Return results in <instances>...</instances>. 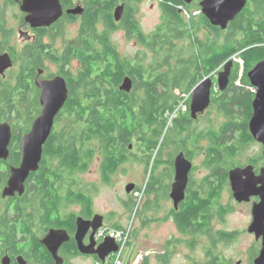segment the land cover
<instances>
[{"label":"flooded vegetation","instance_id":"1","mask_svg":"<svg viewBox=\"0 0 264 264\" xmlns=\"http://www.w3.org/2000/svg\"><path fill=\"white\" fill-rule=\"evenodd\" d=\"M24 1L0 0V56L8 54L14 64L5 76L0 74V89L7 86L13 70L20 69L26 63H32L36 66V73L31 93L38 105L34 109L33 119L28 115V108L13 110V117H8V120L0 116V122L8 123L12 131L8 148L9 156L0 160V264H88L89 259L95 260L94 264H107L95 253L102 244L97 240V233L101 228L95 232L94 227H91L81 243L78 240L79 218L93 221L97 215H100L104 217L103 226H106L107 218L96 213L94 206L90 211L84 204L71 202L68 198L71 190L83 189L89 194L86 187H82L78 181V177L87 174L88 171L72 173L61 165L60 159L46 154L47 147L54 142L62 144L71 137L70 124H67L68 118H66L67 104L55 119L52 133L44 145L43 159L39 167V170H42L49 163L48 174L55 176V172L59 171L64 178L55 181V178L46 177L45 181H37L32 175L40 172L38 170L31 173L26 180L22 194L16 192L12 197L4 196L12 169L19 168L23 161L21 143L32 131L35 120L43 112L42 89L38 86L37 79L53 81L57 77L64 78L69 90V98L74 90L77 96H85L87 92L83 87H78L79 78L86 72L83 64L79 58L72 59L69 54L75 53L83 44L81 35L87 25L88 0H59L63 15L51 26L38 28H33L26 22L28 14L22 9ZM120 5L124 3L120 2L118 6ZM12 8L19 10L17 18L20 24L17 28L8 26V13ZM124 11L125 8L122 11V18ZM122 18L116 23L120 24ZM70 25H78L77 41L58 48V40L65 36ZM100 25H103L99 26L100 31L110 35L113 46L122 59L127 57L122 56L113 39V35L121 31L128 39L136 40L141 49L151 51L149 46L144 45L143 41L135 36L136 34L131 35L124 28L106 27L104 23ZM207 31L211 38H214V33ZM8 33L10 37H7ZM16 36L20 40H16ZM41 45H45L43 55L40 53ZM30 46L36 49L29 53L30 58L27 59V49ZM186 49H188L187 45L183 44L182 50L177 54V57H181L179 59H162L154 62L160 64V67L153 66V68H148L146 61V69L143 68L145 74L142 81L152 84L153 75L167 80V86L161 85L159 90L171 97L173 101L170 109H173L172 113L177 114L172 126L168 129L166 127L159 159L157 163H153L156 177L158 162L164 155L163 167L167 178L163 180L156 178L159 182L157 186L169 196V200L171 199L172 213L182 210L185 206L188 208L191 202L188 200L189 197H194L199 202V209L201 210L202 205L204 210L202 217L194 220L187 230H179L181 233V239L177 241L179 244L189 249H195L200 244L204 245L203 251L193 252L191 257L186 256V260H193L187 264H203L204 260H206L205 264H256L263 238L251 233L250 227L254 221V208L260 202V198L251 196L248 202H238L234 197L230 173L236 169H249L252 175L258 178L264 169V144L256 141L250 130V122L255 112L254 101L259 88L253 84L249 76L264 58L253 66L248 61H239L235 57L217 64L215 60L198 59L197 44L193 50L189 49L186 52ZM35 57H38L39 62ZM129 60L133 64L138 62L135 58ZM149 61H152V57ZM74 62L78 63V69H74ZM39 63L41 64L38 65ZM199 89L204 90V94ZM136 90L133 84L132 91L128 94L136 93ZM143 90L144 88L138 93H143ZM196 92L199 95L197 103H195ZM202 94L203 101L200 102ZM140 96L143 95H138ZM0 112L7 113L8 110H0ZM16 112L22 113L21 116H16ZM181 154L191 163L192 169L188 176L186 198L176 208L171 194L176 182V162ZM150 182L154 183L151 174ZM44 183L48 184L46 189ZM31 185L34 196L29 190ZM260 185L258 184V187ZM45 191L49 192L48 196H44ZM47 203L51 204L47 206ZM51 207L59 208L51 211ZM238 214L246 216L243 225L234 221ZM173 219L176 222L174 217ZM217 226H224L225 229ZM53 231L56 232V237L52 245L54 247L59 245L56 250L57 258L44 244L47 236ZM241 239L251 243L243 251L247 261L236 260L218 251L219 245H234ZM190 244L192 246H189ZM80 248L90 249L94 254H84ZM171 254L170 250L164 253L159 264H172ZM109 258L110 256L106 261Z\"/></svg>","mask_w":264,"mask_h":264},{"label":"trees","instance_id":"2","mask_svg":"<svg viewBox=\"0 0 264 264\" xmlns=\"http://www.w3.org/2000/svg\"><path fill=\"white\" fill-rule=\"evenodd\" d=\"M142 1L144 0H88L87 25L81 35L83 44L75 53L69 54L72 59L79 58L83 64L86 72L79 78L78 87H83L87 92L85 96H77L74 90L67 102L66 118L71 132L69 140L62 144L54 142L46 150V154L60 159L61 165L72 173L90 170L96 156H101L102 179L106 184H110L111 177L120 168L132 161L134 154L130 146L134 141L145 154L150 153L148 158L150 170L153 150L161 146L165 139L168 116L172 115L173 109H170V106L173 100L159 90L161 85L167 86L165 78L153 75L152 84L141 80L145 74L144 66L133 64L129 58L122 59L113 46L110 35L100 31V23L103 22L106 27L124 28L131 35L136 34L135 36L155 54L154 62L159 59L175 58L178 52L174 55L170 52H175L176 40L185 39L189 41L191 47L195 44L199 46L200 60H215L219 64L237 57L253 66L264 58V0H248L247 8L226 31L210 24L201 13L199 1L187 5L181 0H159L163 12L162 23L150 35L143 32L137 19L138 4ZM120 2L124 3L125 11L121 23L117 24L115 9ZM200 26L213 32L214 38L200 40L196 32ZM7 37H10L9 33ZM35 49L33 46L28 47L27 59L30 58L29 53ZM40 49L43 55L45 45H41ZM188 51L189 49H186V52ZM35 58L39 62L38 57ZM35 71L36 66L32 63H26L17 71H12L7 86L0 89V110H8L7 113L0 112L1 118L8 120V117H13V110L17 108H28V115H31L32 119L35 117L34 109L38 105L31 93ZM127 77L136 86V93L128 94L120 90V85ZM143 88V93H138ZM21 114L16 112V116ZM48 165L49 163L32 177L37 181H45L46 177L55 178V181L64 178L59 171L55 172V176L48 174L50 171ZM151 179L154 183L146 189L147 195L162 190L157 188L159 182L154 176L153 168ZM47 186L48 184L44 183L45 189ZM29 190L34 196L33 185ZM70 194L68 198L71 202L82 203L90 211L93 209L94 199L83 189L71 190ZM48 195L49 192L45 191L44 196ZM188 200H191L188 208L185 206L182 210L172 213L182 231L187 230L194 220L204 214L202 205L200 210L199 202L194 197H189ZM51 203H47V206ZM155 204L156 201L149 202L146 206L149 209L146 211L155 208ZM58 208L51 207V211ZM144 264H149L148 259Z\"/></svg>","mask_w":264,"mask_h":264},{"label":"rangeland","instance_id":"3","mask_svg":"<svg viewBox=\"0 0 264 264\" xmlns=\"http://www.w3.org/2000/svg\"><path fill=\"white\" fill-rule=\"evenodd\" d=\"M138 7L139 14L137 15V19L143 32L150 35L162 23L163 12L160 2L159 0H144L138 4ZM17 16L19 17V10L14 8L9 10V27L17 28L19 26L20 21ZM196 32L197 37L199 36L200 40L211 38L207 29L202 26H200L199 31L196 30ZM77 38L78 25H70L67 28L65 36L58 40L57 47L63 48L66 44L77 41ZM113 39L122 56L131 59L135 58L138 61L136 64L141 63V65L144 66L143 68H145V63L147 62L148 68H153V66L160 67V64H154L153 56L155 57V54H153L152 51L149 52L141 49L136 43V40L128 39L124 32L121 31L116 33L113 35ZM16 40L20 39L16 36ZM196 41L198 42V38ZM183 44H186L187 48L191 50L194 49V46L196 45H192L191 47L187 39L176 40L174 45L175 52H167L173 53V55L177 52L179 53L182 50ZM165 56L167 57L166 53ZM150 57H152L153 62L149 61ZM176 57L173 59L181 58ZM161 60L162 59H159V61ZM73 66L74 69L79 68L77 62H74ZM17 70L18 69H16V71ZM8 77H10V74ZM176 115L177 114L172 113L171 116H168L167 129L172 126V123L176 119ZM160 149L161 146H158L153 150L154 153L150 160V165L152 167L150 166V170H148V158L150 153L147 152V154H145L140 149L138 143L134 141L130 146V150L134 154L132 156V161L125 164L111 177L110 184L104 183L102 179L101 156H96L95 162L90 170H88L87 174L78 177L79 184L82 185V187H86V191L94 199L95 212L102 214L107 218L106 226H132L130 246H136L138 251L134 254L130 264H144L146 259L149 260L150 264H159L164 257V253L169 252V250L172 253L170 259L172 264H187L193 261L186 260L187 255L188 257H191V253H197V251L204 250V245L202 244L197 245L195 249H189L185 245H181L177 242L181 239V233L179 232L180 229H178L179 227L177 228L178 225L174 222L172 216L171 211L173 210V206L170 202L171 199L169 200V196L165 194L164 191L161 190L159 193L151 195L146 194V189L151 184V169L153 168V163H157V160L159 159ZM163 161L164 155L162 156L161 161L158 162L157 171L155 170L157 173L155 178H159L160 180L167 178V175L164 174L165 170L163 167ZM130 184L136 186V189L132 194H128L126 191V187ZM160 188L161 187H159V189ZM151 201H156L155 208L146 211V209H149L146 206ZM245 218L246 216L244 217V215L238 214L234 218V221L237 224L243 225ZM217 228L225 229L224 226H217ZM170 242L171 244L169 245ZM250 245V241L241 239L234 245H219L218 251L223 252L227 256H232L236 260L243 259L247 261V257L243 254V251H245ZM200 261L202 263V260ZM94 263L95 260H88V264ZM205 263L206 260L203 261V264Z\"/></svg>","mask_w":264,"mask_h":264},{"label":"water","instance_id":"4","mask_svg":"<svg viewBox=\"0 0 264 264\" xmlns=\"http://www.w3.org/2000/svg\"><path fill=\"white\" fill-rule=\"evenodd\" d=\"M187 5H191L197 0H181ZM201 13L209 20L213 27L226 31L229 25L247 8L248 0H199ZM125 6L120 5L115 11L116 21L121 20L122 11ZM24 12L28 14L26 22L33 28L49 27L57 22L63 15L59 0H25L22 6ZM76 12V11H75ZM14 66L11 57L8 54L0 56V74L5 76L6 72ZM250 78L259 91L254 101V114L250 122V130L256 141L264 144V59L249 73ZM37 84L42 89L41 104L43 106L42 114L35 120L32 131L28 133L22 143L21 150L23 161L19 168L12 169V175L4 196H14L16 192L22 194L25 190L24 184L31 173L39 170L43 159L44 145L52 133L55 119L69 100V90L66 81L62 77H57L53 81H42L37 79ZM133 88V81L125 78L120 90L130 93ZM204 94V90L199 89ZM203 94L200 102L203 101ZM199 102L198 92L195 93V103ZM195 108L197 105L195 104ZM12 139L11 127L8 123L0 122V160L7 159L9 156V145ZM132 148V147H131ZM192 165L187 161L183 154L177 158L176 162V182L173 185L171 198L176 208L186 198V188L188 176ZM234 197L238 202H248L251 196L260 198V202L254 208V221L250 227V232L255 233L258 238H263L262 249L256 264H264V169L262 174L256 178L249 169H236L230 173ZM258 184H261L258 187ZM136 189L134 184L126 187L128 194ZM104 217L97 215L93 221H86L83 218L78 220V240L82 241L91 227L95 232L103 227ZM56 232H51L44 241L50 251L57 258V248L54 247L53 239ZM84 254H94L90 249H82ZM118 244L113 238L106 240L95 251L102 262L117 253Z\"/></svg>","mask_w":264,"mask_h":264},{"label":"built area","instance_id":"5","mask_svg":"<svg viewBox=\"0 0 264 264\" xmlns=\"http://www.w3.org/2000/svg\"><path fill=\"white\" fill-rule=\"evenodd\" d=\"M236 60L241 61V59ZM132 226L124 227L123 229H117L114 227L103 226L97 233V240L104 242L106 238L115 239L119 246L118 252L110 255L107 264H130L134 254L138 251L136 246H130Z\"/></svg>","mask_w":264,"mask_h":264}]
</instances>
